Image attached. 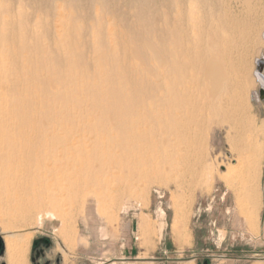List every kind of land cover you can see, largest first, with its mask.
Segmentation results:
<instances>
[{"label": "bare ground", "instance_id": "obj_1", "mask_svg": "<svg viewBox=\"0 0 264 264\" xmlns=\"http://www.w3.org/2000/svg\"><path fill=\"white\" fill-rule=\"evenodd\" d=\"M63 1L58 24L48 19L53 12L34 18L0 2V223L11 235L8 263L28 264L33 234L16 231L37 216L61 219L71 244L74 213L89 200L106 212L171 167L197 173L199 133L215 123L235 133L238 166L228 173L241 178V202L258 220L264 123L247 98L246 48L264 47V0L247 8L163 0L164 9L90 0L88 12L85 0ZM262 53L255 74L264 85Z\"/></svg>", "mask_w": 264, "mask_h": 264}, {"label": "rangeland", "instance_id": "obj_2", "mask_svg": "<svg viewBox=\"0 0 264 264\" xmlns=\"http://www.w3.org/2000/svg\"><path fill=\"white\" fill-rule=\"evenodd\" d=\"M3 1L5 3L8 1L7 3L13 5L16 10L18 8L23 11L26 7L25 9L31 14V17L35 16L34 18H42L44 14L43 18L47 19V14L53 12L48 19L57 24L60 20L59 16L66 13L63 8L65 5L63 0L54 3L50 0H1L0 2ZM107 1L111 3L109 4L111 8L124 9L125 7L128 9L126 5H130L136 0ZM142 1L149 2L152 8L161 9L165 0ZM186 1L185 4L192 2V0ZM209 1L212 4L213 2L224 4L225 1L226 5L238 2L243 8L257 2V0H247L251 3L246 0ZM85 4L86 8L89 7L90 0H85ZM88 11L89 8H87ZM41 13L43 14L41 15ZM38 14L39 17H37ZM258 19L260 17L254 20L259 21ZM262 19L259 22L264 21V16ZM259 22L258 25L261 24ZM58 27L59 25L56 28ZM248 47L252 50V53L251 50L248 52V56L252 55V57L249 56L248 61L253 69L247 98L252 115L259 124H262L264 123V97L261 96L260 90H264V85L257 79L255 69L256 60L260 57L259 52L263 51L262 56H264V47L247 46L246 49H249ZM219 125L218 123L212 124L201 131V134L199 133L195 152L197 156L204 155V159H202V165L197 166V173L189 177L176 172L171 167L174 164V159L169 157V162L167 161L169 164H167L172 170L169 167L168 173H164L163 177L161 176L150 183L140 182L136 189L137 194L135 192L133 197L124 196L120 204L109 205L106 212L102 205L96 206V202L92 200H89L90 202L84 208L77 209L73 218L75 228L73 225H70L72 227L69 228V230L73 228L69 233L73 234V241L77 240L76 242L72 240L71 244L66 242L61 233L63 230L68 231L67 225L63 224L58 217L37 216V224L16 231L20 235L33 234L27 251L28 264H31L33 243L40 237L51 238L55 243V254L62 251L68 264L71 261L74 264H161L166 259L169 262L177 261L176 255L171 253L174 251L184 252L181 261H189L192 250L201 251L199 264H225L229 260L237 259V256H244L258 262L263 261L264 243L253 239L259 235L258 223L264 202V160L261 177L262 206L258 220L254 221L251 219L250 206L241 202L242 194H244L241 178L233 177L228 173L238 166L236 163L238 154L236 151H232L235 149L233 142L235 133L228 132L227 125ZM231 145L234 146L231 148ZM177 213H180L178 215L181 216L179 219L181 225L179 223L177 231H175L174 222ZM59 234L61 238L58 236ZM7 236L11 235L4 230L3 224L0 223V240L4 244ZM194 236L197 240L195 242ZM74 243L76 244L74 245ZM68 245L69 247H67ZM7 258L6 249L5 256L0 257V264H9Z\"/></svg>", "mask_w": 264, "mask_h": 264}, {"label": "flooded vegetation", "instance_id": "obj_3", "mask_svg": "<svg viewBox=\"0 0 264 264\" xmlns=\"http://www.w3.org/2000/svg\"><path fill=\"white\" fill-rule=\"evenodd\" d=\"M5 254V244L0 240V257L3 258ZM30 262L31 264H68L62 251L55 254V243L49 237H40L34 241ZM69 264L74 262L71 261Z\"/></svg>", "mask_w": 264, "mask_h": 264}, {"label": "crops", "instance_id": "obj_4", "mask_svg": "<svg viewBox=\"0 0 264 264\" xmlns=\"http://www.w3.org/2000/svg\"><path fill=\"white\" fill-rule=\"evenodd\" d=\"M263 189H264V180H263ZM258 226H259L258 227L259 235L257 238H254L253 240L264 243V202H263L262 212L260 214ZM195 241H197V240H196V237L194 236V242ZM171 253L176 255L175 257H176L177 261L169 262L166 259V261L161 263V264H199V255L201 253V251H199V250H192L191 251V254H192L191 260H189V261H181L183 258L184 252L174 251ZM237 257H238L237 259L229 260L225 264H264V259H263V261L258 262V261H254V260L249 259V258H245L244 256H237ZM141 264H153V263H141ZM214 264H218V263H214Z\"/></svg>", "mask_w": 264, "mask_h": 264}, {"label": "water", "instance_id": "obj_5", "mask_svg": "<svg viewBox=\"0 0 264 264\" xmlns=\"http://www.w3.org/2000/svg\"><path fill=\"white\" fill-rule=\"evenodd\" d=\"M261 95L263 94V89L260 90ZM2 241V240H1Z\"/></svg>", "mask_w": 264, "mask_h": 264}]
</instances>
